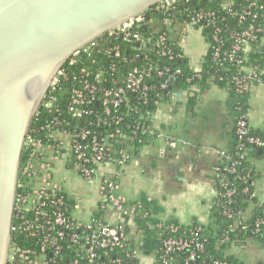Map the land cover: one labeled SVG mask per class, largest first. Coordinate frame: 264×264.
Masks as SVG:
<instances>
[{
    "label": "built area",
    "instance_id": "obj_1",
    "mask_svg": "<svg viewBox=\"0 0 264 264\" xmlns=\"http://www.w3.org/2000/svg\"><path fill=\"white\" fill-rule=\"evenodd\" d=\"M193 1L162 0L148 12L154 11L167 30L178 24L183 28L192 26L201 32L206 26L208 36L214 43L212 59L237 66L243 60L242 52L246 51L249 43L258 36L264 39V23H250L239 31H231L229 43L222 37L226 27L220 23L223 18L208 9H190ZM245 1L247 4L238 16V23L249 17L256 19L264 10L262 2ZM253 7L256 9L253 10ZM148 12L127 19L120 27L108 30L76 50L51 79L23 144L8 264H125L122 258L107 262L101 260L111 252L123 249L129 240L127 228L121 224H111L95 214L106 210L135 212L143 209L141 203L126 205L125 198L117 193L118 185L111 174L130 159L131 154L125 150V146L137 148L152 137L174 141L173 137L153 123L152 117L162 99L159 91L167 89L170 81L182 73L180 68L159 67L162 58L172 60L181 55L175 54L169 47V40L177 43L164 31L153 28V31L144 33L139 30L143 25L150 29ZM177 15H182L183 19L177 20ZM227 42L229 47L223 50ZM151 54L155 62H146L145 65L137 63L139 59L146 61ZM82 57L86 65L74 70ZM263 67L255 65L226 77L234 85L233 94L238 101L260 82ZM190 69L193 77H199L203 71L202 68ZM154 79L160 80L157 86L150 84V80ZM68 84L71 85L65 107L76 121L75 125L61 119L57 108L59 99L56 92ZM149 103L153 104V111H142L141 107ZM236 110L235 157L230 153L223 154V162L226 163L217 168L218 193L214 205H217L218 199L230 204V197L237 192L226 176L237 175L239 165L246 156L245 147L264 150V137L252 133L240 103ZM43 111L51 114V118L41 125L39 118ZM126 114L135 115L143 122L127 123ZM34 120L39 123L38 127L32 126ZM123 126L126 128L123 129ZM41 130L46 131L50 143L33 136ZM59 164L71 168L82 179L98 180L97 211L88 220L76 218L73 211L78 205L55 180V168ZM246 192L244 188L243 193ZM221 207L224 217L234 216L226 205L222 204ZM234 225L242 229L250 227L253 234H264V217L256 218L250 225L240 218ZM152 227L156 230V264H172V254L176 251H187L180 264H229L218 259L210 263L196 262V253L204 250L205 241V238L200 240L199 226L190 230L189 239L164 237L166 233H176L178 226L159 223ZM235 227L230 226V231H234ZM226 240L222 238L221 242ZM132 253L135 255V252ZM125 256L129 254L126 252Z\"/></svg>",
    "mask_w": 264,
    "mask_h": 264
},
{
    "label": "crops",
    "instance_id": "obj_2",
    "mask_svg": "<svg viewBox=\"0 0 264 264\" xmlns=\"http://www.w3.org/2000/svg\"><path fill=\"white\" fill-rule=\"evenodd\" d=\"M168 32L188 65L201 69L209 49L204 35L192 26L183 28L178 24L170 26ZM238 103L249 128L264 134V79L241 101L227 87L210 82L202 89L174 87L156 106L153 123L174 141L152 137L137 148L125 146L131 157L111 176L126 205L141 203L143 209L101 213L105 221L127 228L139 264H156L153 225L179 227L210 221L218 193L217 168L223 163V154L235 146ZM248 161L258 207H264V156L248 157ZM54 178L78 205L73 211L76 218L85 221L97 211L98 180L82 179L74 170L60 164L55 168ZM255 206L250 205L249 210ZM242 251L254 260L253 264H264V246L253 245L249 239L236 240L229 254L238 264L237 257ZM243 264L248 263L243 261Z\"/></svg>",
    "mask_w": 264,
    "mask_h": 264
},
{
    "label": "water",
    "instance_id": "obj_3",
    "mask_svg": "<svg viewBox=\"0 0 264 264\" xmlns=\"http://www.w3.org/2000/svg\"><path fill=\"white\" fill-rule=\"evenodd\" d=\"M160 1L0 0V264L13 238L23 144L51 79L76 50Z\"/></svg>",
    "mask_w": 264,
    "mask_h": 264
},
{
    "label": "trees",
    "instance_id": "obj_4",
    "mask_svg": "<svg viewBox=\"0 0 264 264\" xmlns=\"http://www.w3.org/2000/svg\"><path fill=\"white\" fill-rule=\"evenodd\" d=\"M259 3H264V0H257ZM247 4L245 0H194L190 5V9L195 8H204L210 11H213L218 17L223 18V22L225 27V33L222 37L230 43L228 40V35L231 31H239L241 28L245 27L246 25L252 23L253 25H261L264 23V10L259 15L258 18L251 20L250 17L246 20L238 23L239 21V14L241 13L242 8ZM230 9V11H229ZM256 8L253 7V10ZM149 19L151 20V27L150 29L143 25L139 28L141 32H149L153 31V28L158 29L159 31H164L169 35L168 30L160 23V19L154 11H150L146 14ZM183 19L182 15H177V20L181 21ZM202 34L205 36L206 41L209 44V49L204 56L203 64H202V73L199 77H193L191 75V69L188 65L187 59L183 54L181 48L178 44L172 43L170 40L168 42L169 47L173 50L175 54L181 55L180 57H174L172 60L167 58H162L161 62L158 64L159 67L163 65L169 66L171 69L180 68L182 73L177 76V78L173 81H170L169 87L167 89H163L159 91V96L166 98V96L172 92L174 87H181L183 89L193 88V89H202L205 85L210 82H214L220 86L227 87L232 93H234V85L229 83L226 77L232 75L237 70L244 71V68L249 69L255 65H258L259 68L264 66V39L261 36H258L255 41L249 43L246 51L242 52V56H244L243 60L241 61L240 65L237 66L235 64H229L227 62H223L222 60H213L212 59V51L214 43L211 42V39L208 36V28L203 26ZM228 42L225 46H223V50L229 47ZM154 56L151 54L149 55L146 61L139 59L137 63L140 65H145L146 62H155ZM85 58L82 57L81 62L78 64V68L85 66ZM219 77H223V80H218ZM189 78V81L186 79ZM260 81L264 79L261 75L259 76ZM159 79L150 80V84L158 85ZM70 85L68 84L65 87H62L61 90L57 91L56 94L58 95V104L57 108L60 112V118L69 120L72 125L76 124L74 118H72L66 111L65 102L67 98V93L69 92ZM247 94H244V96ZM154 106L152 103H149L148 106L141 107L142 111L149 110L153 111ZM243 110V108H242ZM244 112V111H243ZM39 118V123L41 125L44 124L45 120H50L51 114L46 112H41ZM127 115V114H126ZM127 123H134L135 121L143 122L142 119L135 115L128 114L126 117ZM36 120L33 121L32 126L38 127ZM81 124L83 122H80ZM79 123V124H80ZM126 123V124H127ZM148 123V121L146 122ZM123 129L126 127L123 126ZM252 131V129H251ZM255 135H260L264 137V134H260L258 132L252 131ZM35 138H40L45 143L48 142V136L45 130L37 131L33 134ZM256 147L246 146V156L245 159L241 161L239 168L237 170V175L233 176H226V180L231 183L236 188V193L230 197V204H226L225 200L218 199L217 205H213L211 209L210 221L207 224H191L189 226H179L176 233H166L164 237H185L190 238V230L195 227L199 226L201 228L200 231V240L205 238L204 241V250L202 252H197L196 262L201 263L204 261L206 263H210L213 260H221L226 261L229 264H238L236 259L233 255H230V248L231 245H235L236 240H245L255 239L259 245L264 246V234H253L250 232V227L246 229H242L241 227H235L234 222L238 219H242L245 224L250 225L256 218L264 217V207H258V198L255 195L253 185L251 184V178L249 170L250 162L248 161V157H257L259 154L257 153ZM232 157H235V150L229 152ZM262 154V155H261ZM260 156H264V152L261 153ZM24 158V154L23 157ZM224 164L226 162H223ZM223 164V165H224ZM246 188L247 192L243 193V189ZM226 205L234 214L232 218L224 217L221 214L222 207L221 205ZM256 205L253 210H249L250 205ZM98 218L102 217L101 212H97L95 214ZM230 226H234V231H230ZM222 238H227L226 241L221 242ZM234 242V243H233ZM233 243V244H232ZM128 253L129 256H125V253ZM134 246L131 241L127 240L123 246V249H117L109 254L107 258L103 257L104 259L101 260L103 262H107L109 260H114L116 258H122L125 261V264H139L138 259L135 255H133ZM187 251H176L172 254L173 262L172 264H180L186 257Z\"/></svg>",
    "mask_w": 264,
    "mask_h": 264
},
{
    "label": "rangeland",
    "instance_id": "obj_5",
    "mask_svg": "<svg viewBox=\"0 0 264 264\" xmlns=\"http://www.w3.org/2000/svg\"><path fill=\"white\" fill-rule=\"evenodd\" d=\"M251 243L253 244V245H258V242L255 240V239H252L251 240ZM238 245V244H237ZM238 258V260L240 261V264H243V261L245 262V263H248V264H253L254 262V260H251L250 258H249V256L248 255H245L244 253H243V251H242V253H241V255H239V257H237ZM253 262V263H252Z\"/></svg>",
    "mask_w": 264,
    "mask_h": 264
}]
</instances>
